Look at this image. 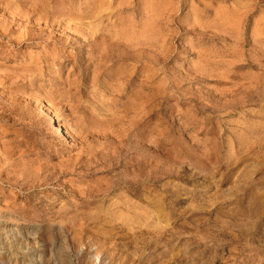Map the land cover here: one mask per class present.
<instances>
[{
    "label": "rangeland",
    "instance_id": "obj_1",
    "mask_svg": "<svg viewBox=\"0 0 264 264\" xmlns=\"http://www.w3.org/2000/svg\"><path fill=\"white\" fill-rule=\"evenodd\" d=\"M0 250L264 264V0H0Z\"/></svg>",
    "mask_w": 264,
    "mask_h": 264
},
{
    "label": "bare ground",
    "instance_id": "obj_2",
    "mask_svg": "<svg viewBox=\"0 0 264 264\" xmlns=\"http://www.w3.org/2000/svg\"><path fill=\"white\" fill-rule=\"evenodd\" d=\"M9 13V12H8ZM18 13V12H17ZM13 15H15V14H13ZM11 16V15H10ZM21 16V15H20ZM43 19V18H42ZM8 21V20H7ZM97 24V23H96ZM46 25V24H45ZM59 25V24H58ZM68 25V24H67ZM76 27H77V25H76ZM76 27H75V31H76ZM79 27V26H78ZM85 27V26H84ZM59 28V27H58ZM86 28V27H85ZM67 29V28H66ZM87 29V28H86ZM34 30H36V29H34ZM39 30V29H38ZM42 30V29H41ZM50 30V29H49ZM52 30V29H51ZM74 30V29H73ZM90 30V29H89ZM78 31V30H77ZM54 32V31H53ZM85 32V31H84ZM93 33V32H92ZM94 34V33H93ZM48 41V40H47ZM119 43V42H118ZM121 44H123V43H121ZM4 75V74H3ZM74 80V79H73ZM2 85V84H1ZM122 86H124V85H122ZM125 101V100H124ZM123 101V102H124ZM116 103V102H115ZM50 111V110H49ZM97 113V112H96ZM124 114V113H123ZM100 115V114H99ZM130 119V118H129ZM139 119V118H138ZM129 121V120H128ZM137 121V120H136ZM139 121V120H138ZM115 122V121H114ZM61 125V124H60ZM59 125V126H60ZM63 125V124H62ZM63 127V126H62ZM125 129V128H124ZM70 131V130H69ZM65 132V131H64ZM72 132V131H71ZM73 133V132H72ZM75 135V134H74ZM98 135H99V133H98ZM69 136V135H68ZM89 136V135H88ZM71 137V136H70ZM78 138V137H77ZM80 140V139H79ZM129 166V165H128ZM125 186V185H124ZM149 209V208H148ZM3 224V223H2ZM119 228V227H118ZM101 231V230H100ZM98 232V231H97ZM126 236V235H125ZM26 237V236H25ZM120 238V237H119ZM124 238V237H123ZM6 239V238H5ZM12 239V238H11ZM16 239V238H15ZM2 240V239H1ZM8 245H10V244H8ZM64 245V244H63ZM81 248V247H80ZM1 251V250H0ZM2 256H4V255H2ZM74 256V255H73ZM1 257V256H0ZM97 257V256H96ZM74 259V258H73ZM2 260V259H1ZM66 260V259H65ZM96 260V259H95ZM77 261V260H76Z\"/></svg>",
    "mask_w": 264,
    "mask_h": 264
}]
</instances>
